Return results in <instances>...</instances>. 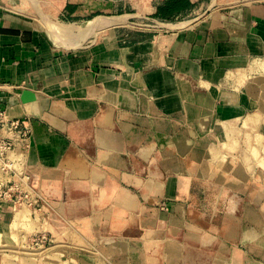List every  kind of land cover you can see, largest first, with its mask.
<instances>
[{"label": "crops", "instance_id": "obj_1", "mask_svg": "<svg viewBox=\"0 0 264 264\" xmlns=\"http://www.w3.org/2000/svg\"><path fill=\"white\" fill-rule=\"evenodd\" d=\"M115 5L0 0V102L31 122V180L76 219L143 230L151 263L264 264L262 155L245 166L225 145L235 126L259 137L264 124L250 115L264 86V0H159L113 14ZM39 13L173 24L55 43ZM26 89L34 100L21 101Z\"/></svg>", "mask_w": 264, "mask_h": 264}, {"label": "rangeland", "instance_id": "obj_2", "mask_svg": "<svg viewBox=\"0 0 264 264\" xmlns=\"http://www.w3.org/2000/svg\"><path fill=\"white\" fill-rule=\"evenodd\" d=\"M115 1L118 5L114 6L113 14L118 9L129 10L139 7L141 4H155L159 0ZM129 15L127 13L94 16L80 24H68L90 27L100 18L121 17L125 18L126 22L120 25H131L133 28L135 26L142 30L165 28V26H159L158 23L173 24L159 19H155L154 22L140 17L128 20ZM50 21L62 23L55 20ZM260 90L263 92L262 94H254L256 107L250 112V115L255 114L264 120V86ZM3 104L6 106V103L3 102ZM259 130L261 137L256 136V130L255 132L250 130L248 134H245V137L241 138L243 129L237 125L232 130V139L226 141L225 145L227 144L229 149L233 150L234 156L231 158L245 166L253 165L252 162L258 158L256 153L259 150L262 155L258 158L261 169L259 176H264V124L259 127ZM31 134L30 122L28 136ZM24 144L28 146L30 138L23 143L21 150ZM246 151L252 152V157L246 155ZM27 165L25 162L20 164L18 169L16 167L12 170L0 171V264H155L151 263L152 260H148V258L153 256L156 248H146L147 241L144 240V237L139 236L143 230L137 228L133 232L137 234L129 236L110 228L111 221L100 220L97 222L92 217L88 221L76 219L75 215H82L81 212L70 213L68 204L64 200L59 202L44 195L31 180L32 176ZM22 208L26 211L24 214ZM86 219L88 218L86 217ZM134 244L136 246H133ZM133 248L140 250L138 254L136 253L137 257Z\"/></svg>", "mask_w": 264, "mask_h": 264}, {"label": "built area", "instance_id": "obj_3", "mask_svg": "<svg viewBox=\"0 0 264 264\" xmlns=\"http://www.w3.org/2000/svg\"><path fill=\"white\" fill-rule=\"evenodd\" d=\"M3 86L4 84H1L0 88ZM29 132V119L10 115L7 107L0 102V171L16 167L18 169V166L25 162L27 165L26 153L29 145L24 144L22 150L21 147L30 138Z\"/></svg>", "mask_w": 264, "mask_h": 264}, {"label": "bare ground", "instance_id": "obj_4", "mask_svg": "<svg viewBox=\"0 0 264 264\" xmlns=\"http://www.w3.org/2000/svg\"><path fill=\"white\" fill-rule=\"evenodd\" d=\"M39 15H40L39 17L41 19V22L44 24V26L50 32L55 43H58L59 38H62V39L66 38V39L72 41L73 39L79 38L83 34H86V33L93 35L96 33V31L98 29H100L102 27H107L110 25H119V24H122L123 22H126V19L123 17H121V18H107V19H100L96 23L92 24L90 27H79L76 25L62 24V23H56V22L50 21L42 13H39ZM158 24H159V26H162V27L166 26L165 23H158ZM23 208H22V211L24 214L27 210L24 208L26 210L25 211V210H23ZM22 211H20V212H22Z\"/></svg>", "mask_w": 264, "mask_h": 264}, {"label": "water", "instance_id": "obj_5", "mask_svg": "<svg viewBox=\"0 0 264 264\" xmlns=\"http://www.w3.org/2000/svg\"><path fill=\"white\" fill-rule=\"evenodd\" d=\"M34 98H35L34 93L28 89L23 90L20 95V99L22 102L32 101L34 100Z\"/></svg>", "mask_w": 264, "mask_h": 264}, {"label": "trees", "instance_id": "obj_6", "mask_svg": "<svg viewBox=\"0 0 264 264\" xmlns=\"http://www.w3.org/2000/svg\"><path fill=\"white\" fill-rule=\"evenodd\" d=\"M176 8H178L177 6H175V5H168V6H166V11H169V10H174V9H176ZM168 14H170V12H162V16H159V17H161L162 19H165V20H168Z\"/></svg>", "mask_w": 264, "mask_h": 264}]
</instances>
